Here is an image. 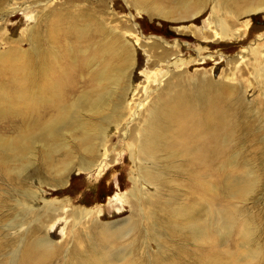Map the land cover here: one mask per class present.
<instances>
[{
    "label": "rangeland",
    "instance_id": "obj_1",
    "mask_svg": "<svg viewBox=\"0 0 264 264\" xmlns=\"http://www.w3.org/2000/svg\"><path fill=\"white\" fill-rule=\"evenodd\" d=\"M148 1L159 8L153 10V16L129 0H51L48 5L43 4L47 0H0V54L8 51V62L14 55L12 48H16L13 38L18 37L22 38L21 47L29 49L30 30L34 27L44 35L52 8L61 12L69 9L76 15L96 13L108 25L126 24V37L131 46L137 47L135 64L129 72L128 83L132 88L125 102L131 107L130 111L127 108V118L132 117L134 110L146 115L154 96L168 91L164 85L168 80L184 84L178 87L180 94L193 98L184 104L197 111L203 104L211 103L209 98L218 102L221 97L220 107L228 111L236 127L218 136L220 140L226 136L227 140L221 146L227 159L225 168L216 162L218 167H209L204 178L193 179L191 168L174 166L178 158L163 160L159 164L164 167L169 183L165 187H150L163 206L183 203L199 209L196 225L203 227L204 235L192 237L185 230L170 229L169 217L163 224L156 222L148 212L146 199L138 201L131 197V190L136 188L131 178L137 148L127 146L125 135L116 131L109 141V166L102 172L89 174L77 165L62 181H55L39 158L35 167L25 173L23 190L29 193L39 190L50 201L60 200L57 206L61 210L54 217L28 208L32 204L30 199L17 193L19 186L14 174L5 173V164L0 161V264H130L133 259L134 264H264V101H261L264 88L252 70L249 54L252 46L264 51V9L244 13L250 7L263 5L264 0H232L229 11L215 8L214 16L200 0ZM186 1L188 12L184 8ZM215 16L222 17L225 26L215 21ZM40 39L46 45L43 36ZM72 42L73 46L66 42L63 47L68 50V46L72 49L82 43L78 37ZM58 48L60 52L62 47ZM72 53H78V48L69 51ZM263 61L259 58L255 66L261 67ZM3 65L0 62V71ZM77 75V85L82 86L79 93L90 90L87 74ZM7 81L0 76V83ZM243 84L253 103L244 100L240 91L234 95L226 93V85ZM10 85L14 90L15 85ZM11 108L7 103L0 106V137L7 138L13 133ZM230 178L255 183L246 193L237 195L228 186ZM195 181L204 182V187L196 186ZM17 199L27 206L19 205ZM88 212L93 214L76 225L75 215ZM127 219L135 225L131 234L123 236L117 232L112 243L93 249L87 229L91 220L113 225ZM226 221L233 224L230 230L224 228ZM20 223L19 228L11 226ZM246 229L248 234L244 238ZM43 235H49L55 242L54 255L45 262L19 261L16 254L22 242L28 255L30 246ZM249 237L252 251L258 255L254 259L245 248ZM125 251L132 255H126Z\"/></svg>",
    "mask_w": 264,
    "mask_h": 264
},
{
    "label": "bare ground",
    "instance_id": "obj_2",
    "mask_svg": "<svg viewBox=\"0 0 264 264\" xmlns=\"http://www.w3.org/2000/svg\"><path fill=\"white\" fill-rule=\"evenodd\" d=\"M49 1L51 0L43 4L48 5ZM200 1L211 9L213 16L215 8L229 11L232 5V0ZM130 2L137 8L145 9L149 16L155 15L153 10H159L148 0H129ZM184 8L189 11L187 1ZM263 9L264 4L257 5L246 9L244 13L251 14ZM68 10L61 12L52 8L46 21L45 34L42 35L43 32L34 27L30 30L29 49L21 47L19 43L22 38L18 37L13 38L16 40V48H12L14 55L8 62L6 58L9 59L10 53L6 51L0 54V62H4L0 76L8 80L0 83V106L7 103L12 107L9 116L15 122L13 133L7 138L0 137V161L5 164L4 172L14 174L13 178L19 186L16 191L30 199V210L37 209L44 215L54 217L61 210L57 206L60 200L50 201L39 190L34 193L23 190L25 187L22 178L25 173L35 167L39 158L41 165L54 176L52 179L55 181H62L63 176L69 175L77 165L89 174L102 172L109 166V141L116 131H120L125 135L123 139H127V146L137 148L133 157L134 176L131 178L136 188L131 190V197L138 201L145 198L148 212L156 222L163 224L169 217L172 219L170 229L185 230L192 237L203 236V227L196 225L199 209L183 203L178 206H163L150 187H165L169 183L164 167L159 164L163 160L173 161L178 158L174 166L180 169L191 168L194 171L191 176L193 179L204 178L209 167H218L216 162L220 168H225L227 159L221 146L226 145L227 140L226 136L221 140L218 136H222V132L230 127H236L228 117V111H222L221 97L218 102L215 98H209L211 103L208 106L203 104V108L197 111L184 104L193 99L189 94H180L178 87L184 84L168 80L164 84L168 91L154 96L146 115L141 116L139 110H134L132 117L127 118V108L130 111L131 107H127L125 102L129 100V90L132 88L128 83L129 72L135 64L137 53V47L131 46L126 37L127 25H108L96 13L76 15ZM215 21L225 26L222 17L215 16ZM41 36L46 45H42ZM76 37L82 43L71 49ZM66 42L70 45L68 50L63 47ZM58 47H62L60 52ZM75 48H78V53H72L71 57L69 51H74ZM249 54L252 55V70L258 81H262L264 88V61L261 67L255 66L259 58L264 60V51L252 46ZM6 63L9 67H6ZM78 72L87 74L90 90L79 93L82 86L77 85ZM169 73L168 69L164 79L167 80ZM80 77L85 80L84 76ZM11 83L15 85L14 90ZM243 85H226V93L234 95L236 91H240L248 102V89ZM151 94L150 90L149 97ZM249 102L253 103V99ZM229 180L228 186L237 195L246 193L255 183L252 180ZM195 185L204 187L205 184L195 181ZM17 201L19 205L27 206L24 201ZM156 209L163 212L164 216L159 215ZM133 211L137 215V211ZM91 214L93 213H77L76 225ZM21 225L11 226L19 228ZM232 225V222L228 224L226 221L224 228L230 230ZM134 228L131 219L113 225L91 220L87 227L88 232L90 231L88 239L93 249L97 250L102 244L112 243L117 232L123 233V236L129 235ZM30 232L29 229L27 235ZM247 234L246 229L244 238ZM251 242L249 237L245 248L254 259L258 255L253 253ZM55 251V242L49 235H43L30 246L28 255H25V245L22 242L16 257L24 263L34 260L45 262ZM125 253L132 255L130 251ZM130 264H134V259Z\"/></svg>",
    "mask_w": 264,
    "mask_h": 264
}]
</instances>
